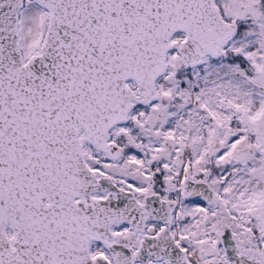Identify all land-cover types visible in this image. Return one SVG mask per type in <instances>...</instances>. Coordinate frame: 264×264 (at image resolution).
I'll return each instance as SVG.
<instances>
[{
	"label": "snow or ice",
	"instance_id": "obj_1",
	"mask_svg": "<svg viewBox=\"0 0 264 264\" xmlns=\"http://www.w3.org/2000/svg\"><path fill=\"white\" fill-rule=\"evenodd\" d=\"M0 264H264V0H0Z\"/></svg>",
	"mask_w": 264,
	"mask_h": 264
}]
</instances>
